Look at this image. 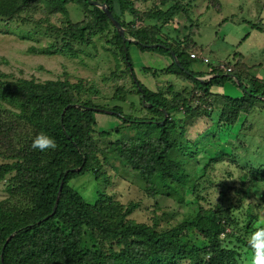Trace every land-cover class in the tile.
Masks as SVG:
<instances>
[{"label": "trees", "instance_id": "obj_1", "mask_svg": "<svg viewBox=\"0 0 264 264\" xmlns=\"http://www.w3.org/2000/svg\"><path fill=\"white\" fill-rule=\"evenodd\" d=\"M95 1L105 3L114 19L140 44H162L169 47L183 70L175 64L166 49L143 48L132 42L123 44L104 13L84 0H0V21L4 16H12L38 4L48 14L66 15V7L71 2L86 11L91 9V21L69 30L67 33L70 39L85 43L94 29L100 33L106 29L111 30L113 42L118 47L131 83L136 88L135 94L140 106L143 109L145 104L149 105L144 110L150 115L140 118L125 114L119 103L129 104L130 112L135 111L132 103L125 101V94H122V99L115 100L117 103L110 112L102 109L94 111L88 108L99 109L98 106L74 100L72 90L77 87L67 82L1 81L0 104H6L5 106L15 111L17 120H7L4 114L0 120V182L6 183L7 194L0 200V264H177L182 260L193 261L192 258L202 251L208 260L204 262L200 258L194 264H202V261L203 264H237L235 256L238 249L223 246V242L228 240L229 243L234 237L226 234V238H220L225 232L223 225L228 224L219 216L217 220L218 214L215 211L156 230L149 225L137 224L129 218L133 209H136L135 205L129 204L123 209L122 205L105 194H99L90 203L69 185L71 180L87 172L100 180L97 172L91 170L90 166L104 151L103 160L108 159L107 153L112 154L115 159L127 160L130 168L140 173V178L148 184L156 185L157 189L165 187L168 191H174L176 186L172 181L183 187H190L185 169L190 157L186 150H181L179 162L176 159L178 155L173 154L178 120L182 121L176 115L195 117L196 111L201 109V102L209 99V105L222 106L220 121L231 125L240 114L252 111L259 100L254 96L264 97V82L239 72L236 65L230 62L225 64V68L208 63V72L205 73H194L189 69L190 64L197 60L190 58V53L196 48L194 38L198 36L197 24L190 25L186 37L180 38L181 32L177 30H173L176 33L173 39L162 35V28L171 23L173 15L184 10L182 4L176 3L164 9L155 8L154 11L141 13L131 0ZM115 5L119 15L115 13ZM125 16L134 19L142 16L159 25L134 28L133 22H126ZM131 45L141 52L167 56L171 61L164 69L143 68L144 74L153 78H157L159 74L173 75L188 83L191 88L176 90L167 84L168 92H153L140 84L135 78L128 54V47ZM227 68L231 71L227 72ZM203 75L212 77L204 81L196 79ZM229 75H233L241 84V98L219 96L211 92L213 87L222 86L226 82L235 83ZM242 80H247L246 84ZM191 94H194L193 99ZM195 103L198 105H194ZM103 111L110 113L123 125L134 126L137 130L147 127L150 134L140 130L134 140L116 139L107 149L101 148L96 142L94 127L97 125L96 113ZM164 112L167 118L163 122ZM204 114L208 115L207 112ZM199 115L196 119L205 117L203 114ZM151 130L156 134L151 135ZM41 132L55 139L57 147L54 150L41 152L31 147L32 140ZM121 132V129H116L112 133L99 135L106 138L111 134L120 135ZM77 168L81 170L77 173L72 171ZM255 174L260 182H264V172L256 171ZM61 182L63 185L58 195ZM57 196L58 202L53 213ZM189 230L204 238V247L196 246L198 249H194L180 241L182 233ZM11 235L13 237L6 243ZM236 239L244 247H248L247 242Z\"/></svg>", "mask_w": 264, "mask_h": 264}, {"label": "rangeland", "instance_id": "obj_2", "mask_svg": "<svg viewBox=\"0 0 264 264\" xmlns=\"http://www.w3.org/2000/svg\"><path fill=\"white\" fill-rule=\"evenodd\" d=\"M131 1L141 13L154 11L155 8L164 9L176 3L182 4L184 10L176 12L171 23L162 28V35L171 39L176 37L172 29L183 33L189 32L190 22L192 18L195 20L196 12L207 11L204 16H200L199 21L197 16L200 30H206L207 34L206 37L194 38V41L198 42L196 47L205 43H201L203 39H209L215 44L214 46L212 44L211 48L220 52L221 56L226 57L234 49H237L236 52H246L247 64L242 66L249 67L248 71L252 75L264 72V0ZM162 4L165 6H161ZM187 4L189 7H186ZM230 9L241 12L226 19L225 41L221 43L215 38L208 37L211 30L207 27L208 24L210 22L217 24L218 21L219 24L220 13L223 11L227 15L233 14ZM90 10L86 11L75 2H71L66 7V15L48 14L44 7L38 4L12 16H4L0 21V82L16 83L20 80H32L37 83L67 82L77 87L72 90L74 100L80 103L89 102L98 106L99 110L109 112L117 103L115 100L122 99V94H125V101L135 107V111L130 112L129 104L119 103L125 114L140 118L146 115L150 117L149 113L145 112V108L149 105L145 104L143 109L140 106L139 98L135 94L136 88L131 83L126 65L113 42L111 30L106 29L100 33L94 29L85 43L70 39L67 33L69 30L91 21ZM114 10L119 15L116 5ZM125 20L132 21L134 28L159 25L142 16H137L136 19L125 16ZM241 21L248 23L237 25ZM224 26L222 25L221 29ZM246 30L249 32L245 40L244 37L238 40L240 34ZM126 36L132 39L127 32ZM238 42L240 45L235 48ZM206 43L208 44V41ZM136 50V46L128 47L135 78L138 76L142 81V77L145 76L143 73H138L137 69L140 66L158 70L164 66L162 58H157V53L138 51L136 58L134 54ZM216 51L210 54L212 65L224 61L223 58L217 57ZM207 65L198 59L190 64L189 69L194 73L203 72L207 70ZM244 67H242L244 70L240 71L247 74V69ZM165 76L159 74L157 78L152 79V82L165 80ZM168 80L172 82L174 88V83L177 81L171 76ZM183 83L185 87L191 88L188 83ZM177 85L180 86V83ZM167 86L165 84L156 88L160 92L161 90L168 92ZM191 95L193 99L194 94ZM209 104H211L209 99L201 102L202 111L201 109L196 111L195 117L176 115V118H181L182 121L178 120V132L174 135L176 148L173 154L178 155L176 159L179 161L180 151L186 150L187 156L190 157L188 165H185L190 187H183L178 182L172 181L176 186L174 191H168L165 187L157 189L156 185L148 184L140 178V173L133 171L127 160L115 159L110 153H107L108 159L103 160L104 151L102 156L94 160L90 166L91 170L97 172L100 180H96L87 172L71 180L69 185L90 203H93L99 194H105L122 205L123 209L129 204L135 205L136 209H133L129 218L137 224L149 225L156 230L169 228L183 220L215 211L218 214L217 220L219 216L229 226L223 225L225 232L220 238L223 240L226 234L234 237L229 243L228 240L223 242V246L238 249L235 256L237 264H251V249L244 247L236 238L247 242L251 233L264 221V182H260L255 174L256 171L264 172V100L259 99L251 112L240 114L236 122L231 125L220 121L221 105L215 107ZM5 105L0 104V120L3 114L7 120H17L15 116L17 113ZM199 114L207 118L196 119ZM95 117L97 125L94 127V136L101 148L107 149L116 139L134 140L141 131L149 133L147 127L137 130L134 126L123 125L117 118L104 111L96 113ZM116 129H121L120 135L111 134L106 138H101L99 135L112 133ZM155 134L156 132L151 130V135ZM5 188L6 183L0 182V200L7 196ZM180 241L194 249L205 245L204 238L193 230L182 233ZM200 258L204 262L208 260L207 255H203L202 251L192 258L193 261L182 260L177 264H194Z\"/></svg>", "mask_w": 264, "mask_h": 264}, {"label": "crops", "instance_id": "obj_3", "mask_svg": "<svg viewBox=\"0 0 264 264\" xmlns=\"http://www.w3.org/2000/svg\"><path fill=\"white\" fill-rule=\"evenodd\" d=\"M219 2V1H218ZM220 3V2H219ZM221 4V3H220ZM217 6H218V4H217ZM221 7H222V5H221ZM232 7V6H231ZM222 10H223V8H222ZM197 11V10H196ZM230 11L233 13V14H230V15H227L226 13H224L223 11L220 13L221 14V17H220V23L218 24V22H217V24H211V22L208 24V26L207 27H210L211 28V30H210V33H209V35H208V37H212V38H215L216 39V41L217 42H221V43H223L224 41H225V35H224V31H225V29L227 28V26H226V23H227V21H226V19H228L229 17H231L232 15H234L235 13H239V12H241V11H232L231 9H230ZM207 12V11H206ZM206 12H204V13H206ZM204 13L202 12H200V13H198V12H196V14H197V16H198V21H199V18H200V16H204ZM216 15V14H215ZM197 16H196V18H195V20L192 18V22H190L191 24L192 23H196L197 25H198V36H197V38H200V37H206V30H204V29H202V30H200V25L198 24V21H197ZM213 18V17H212ZM187 20V19H186ZM245 23H248V21H241V22H238L237 23V25H245ZM210 25V26H209ZM222 25H225L222 29H221V26ZM250 28H257V27H251L250 26ZM242 30V29H241ZM227 31V30H226ZM172 32L174 33V31H173V29H172ZM248 32H249V30H246L245 32H243V33H241L240 35L241 36H239L238 37V40L240 39V38H242V37H244L243 38V40H245V37L247 36V34H248ZM188 33L189 32H181L180 34V38H182V37H186L187 35H188ZM176 34V33H175ZM173 35V34H172ZM221 41H220V40ZM198 41L200 42V39H198ZM208 41V44L206 43ZM195 42H196V46H197V44H198V42H197V40H195ZM203 42H205V43H203ZM201 43H203V44H200L199 46H198V48L196 47L195 48V50L193 51V53H198V54H200V56L201 57H206V58H208L209 59V63L211 62V59H210V54L212 53V52H215L216 51V49H212L211 48V46H212V44L214 43V42H212V41H209V39H203L202 40V42ZM215 44H213V46H214ZM240 45V42H238L236 45H235V48H238V46ZM212 46V47H213ZM236 50L237 49H234L233 51H232V53L231 54H228L226 57L225 56H221L222 54L220 53V52H218V51H216V53H217V57L218 58H223L224 59V61L223 62H220L219 64H217L218 66H222L221 64H223V66H225V64H227V63H232V65H236V67H237V70L239 71V72H241L240 70H244L242 67H244V66H242L243 64H247L246 63V56H247V53L246 52H242V53H240V52H236ZM139 50L137 49L136 51H134V54H136V58H137V54L138 53H136V52H138ZM234 53V54H233ZM236 53H238L236 56H235V54ZM233 54V55H232ZM232 55V57H230ZM158 57H161L162 58V63H163V65L164 66H162L160 69H164V68H166V67H168L170 64H171V61H170V59L167 57V56H162V55H159V54H157V58ZM242 60V61H241ZM133 63V62H132ZM207 65V64H206ZM212 65V64H211ZM143 68H147V67H143V66H140L138 69H137V71H138V73H143L142 72V69ZM245 69H247V74L246 73H243V74H245V75H247L248 77H250V78H253V79H255V80H257V81H259V82H264V72L263 73H261V74H259V73H257L256 75H252L251 73H249V71H248V69H249V67H244ZM192 71V70H191ZM207 71V70H206ZM205 70L203 71V73H205L206 72ZM193 72V71H192ZM197 73H199V72H197ZM242 73V72H241ZM144 74V73H143ZM251 74V75H250ZM169 76H171L172 77V79H174L175 81H177L176 83H174V88L175 89H178V90H181V89H183L185 86H184V83L182 82V81H180V80H178V79H176L173 75H166L165 76V80L163 79L162 81H159V82H152V79H153V77L151 76V75H149V74H145V76H143L142 77V81H141V79L138 77V76H136V80L140 83V84H142V82H143V80H144V84H142L143 86H145L147 89H149L150 91H153V92H156V91H158L157 90V88H156V86H158V88L160 87V86H162V85H167V83L168 84H171L172 85V82L171 81H169L168 79H169ZM253 76V77H252ZM206 77H208L209 78V76L208 75H203V77H201L202 79H205ZM212 77V76H211ZM200 78V79H201ZM242 82L244 83V84H246V82H247V80H246V82H244V80H242ZM178 83H180V86H178L177 84ZM189 85V84H188ZM153 87V88H152ZM211 92L213 93V94H217V95H219V96H227V97H231V95L233 96V97H231V98H241L242 96H243V91L241 90V88H240V86L239 85H237L236 83H232V82H226V83H224L222 86H218V87H213L212 89H211ZM230 93V94H229Z\"/></svg>", "mask_w": 264, "mask_h": 264}, {"label": "water", "instance_id": "obj_4", "mask_svg": "<svg viewBox=\"0 0 264 264\" xmlns=\"http://www.w3.org/2000/svg\"><path fill=\"white\" fill-rule=\"evenodd\" d=\"M86 1L89 5L93 6V7H96L98 9H100L104 15L107 17V19L112 23L113 27L115 28L119 38L122 40L123 44H126L128 42H132L134 45H141L143 48H148V49H154V48H162V49H166L169 51L173 61L175 62V64L181 68L183 70V67L181 66V64L179 63L178 59L176 58L175 54L173 53V51L169 48V47H166L162 44H153V45H145V44H140L139 41L135 40V39H130L126 36V32H125V29L120 25L119 22H117L114 17L112 16L110 10L108 9V6L105 4V3H98L96 2L95 0H84ZM128 34V33H127ZM189 74V73H188ZM190 75V74H189ZM211 78V77H209ZM208 78V79H209ZM229 78H231L237 85L241 86V84L237 81V79L233 76V75H229ZM197 80H200V81H204L205 79H198L196 78ZM246 93H248L246 90L244 91ZM255 98L257 99H260V100H264V97L263 96H254ZM68 108V106L66 107V109ZM89 110H94V111H100L99 109H94V108H88ZM167 118V114L164 112V120L163 122L166 120ZM163 122H160V123H163ZM81 170V168H77V169H73L72 171L73 172H79ZM67 172H65V174H67ZM62 185H63V182L60 183V186H59V190H58V195L60 194V191L62 189ZM57 202H58V196H57V199H56V202H55V205L53 207V213L55 212L56 210V205H57ZM13 237V235H11L7 240H6V243ZM2 253H3V248H2V251H1V257H2Z\"/></svg>", "mask_w": 264, "mask_h": 264}, {"label": "clouds", "instance_id": "obj_5", "mask_svg": "<svg viewBox=\"0 0 264 264\" xmlns=\"http://www.w3.org/2000/svg\"><path fill=\"white\" fill-rule=\"evenodd\" d=\"M209 79L205 78V80ZM31 147L44 152L50 149L54 150L57 145L53 137L41 132L34 137ZM247 245L252 251L251 264H264V221L247 238Z\"/></svg>", "mask_w": 264, "mask_h": 264}, {"label": "built area", "instance_id": "obj_6", "mask_svg": "<svg viewBox=\"0 0 264 264\" xmlns=\"http://www.w3.org/2000/svg\"><path fill=\"white\" fill-rule=\"evenodd\" d=\"M190 58L191 59H197V60L199 59V60L202 61L203 64H207L208 63V58L201 57L200 54H198V53H190ZM221 68H223V66ZM226 70H227V72L231 71L230 68H227Z\"/></svg>", "mask_w": 264, "mask_h": 264}]
</instances>
